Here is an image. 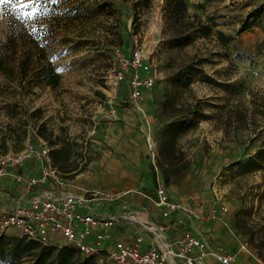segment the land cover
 Returning <instances> with one entry per match:
<instances>
[{
    "label": "rangeland",
    "instance_id": "374dc122",
    "mask_svg": "<svg viewBox=\"0 0 264 264\" xmlns=\"http://www.w3.org/2000/svg\"><path fill=\"white\" fill-rule=\"evenodd\" d=\"M187 4L191 15L214 27L210 38H195L181 49L172 47L163 0H28L27 8L0 6V37L24 21L42 41L44 28L56 26L47 56L61 76L55 88L34 77H0V155L31 145H46L51 151L71 147L70 165L83 168L75 186L114 193L131 190L147 201L146 208L159 221L154 205L159 186L192 209L194 218L206 220L210 210L227 208L225 215L211 217L206 224L223 226L214 234L218 237L231 233L237 243L232 251L245 255L243 264H262L247 232L252 222L261 227L264 207L257 208L251 189L259 186L253 193H261L264 171L239 176L229 166L261 146L251 139L264 128V15L258 26L248 29L243 21L264 0ZM218 32L234 41L221 43ZM136 39L157 73L156 87L139 104L128 99L126 85L117 91L111 86L115 49L129 54ZM186 71L192 72L183 80L188 85L179 86L177 76ZM168 97L181 107L176 114L162 111ZM237 105L248 114L243 131L236 129L231 113ZM196 107L204 118L180 135L172 156L165 151L171 136L163 130ZM8 234L20 236L14 230ZM95 264L111 263L97 256Z\"/></svg>",
    "mask_w": 264,
    "mask_h": 264
},
{
    "label": "built area",
    "instance_id": "2783aa9c",
    "mask_svg": "<svg viewBox=\"0 0 264 264\" xmlns=\"http://www.w3.org/2000/svg\"><path fill=\"white\" fill-rule=\"evenodd\" d=\"M114 60L111 78L114 91L126 85L128 99L135 104L143 102L147 93L156 87L157 73L144 54L142 44L134 40L129 54L115 49ZM109 103L115 105L114 97H110ZM0 181L26 190V196L24 192L18 196L15 208L0 209V236L14 230L44 246H72L84 258L103 256L111 264H198L208 257L219 264L238 261V254L224 246L210 248L187 230L166 249L145 247L143 237L131 244L114 240L105 247V242L117 232L120 220L133 218V215L118 217L115 214L122 195L101 190H88L82 195L69 193L64 189L66 183L59 170L52 166L46 145H31L20 152L0 155ZM47 184L53 185L52 192H40ZM156 198L155 204L165 219L178 213L194 215L192 209L173 200L164 187L156 189ZM227 211V208L213 211L212 218L225 215ZM178 223L183 226L185 220L179 219Z\"/></svg>",
    "mask_w": 264,
    "mask_h": 264
},
{
    "label": "trees",
    "instance_id": "16d2710c",
    "mask_svg": "<svg viewBox=\"0 0 264 264\" xmlns=\"http://www.w3.org/2000/svg\"><path fill=\"white\" fill-rule=\"evenodd\" d=\"M188 0H163L162 14L164 23L171 33L172 47L181 49L189 45L195 38H210L213 27L207 25L200 16L191 15L188 10ZM109 3H115V0H109ZM56 8V5L54 6ZM52 11V10H51ZM264 15V5L252 9L243 21V28L248 29L258 26ZM24 24V21L13 29L8 28L4 37H0V77L9 81L20 78L25 81L29 78H36L47 87H58L61 82V76L54 66L49 62L47 49L49 38L54 36L56 26L44 28L45 39L38 40ZM48 34V35H46ZM218 38L223 44H230L234 41L232 36H226L222 32L217 33ZM34 36V37H33ZM200 62L196 66H200ZM188 68L194 71V65ZM179 73V86L188 85L185 82L192 72ZM262 113H264V97L261 102ZM245 107L237 105L232 108V116L237 124L236 129L243 131L247 121L248 114ZM181 107H177L168 97L163 105L164 113L176 114ZM204 118L203 113L198 107L191 108L182 117L172 120L163 130V134L171 136L169 143L165 146V151L174 156L177 140L181 134L193 127L200 119ZM46 141L51 142V137L46 136L44 132L39 133ZM251 141H260L261 146L254 155L245 160L234 162L229 169L239 176L249 175L264 171V128L257 133ZM52 143V142H51ZM52 146L55 144L52 143ZM71 147L61 148L51 151L50 158L52 166L63 173L79 174L83 168L71 164ZM72 175V174H71ZM69 175V176H71ZM259 186L251 189L254 197H257L258 209L264 207V186L259 195H254V190ZM254 201V200H253ZM255 206L250 209L249 216ZM262 222L257 229V224L252 222V226L247 232L250 244L257 250L260 260L264 263V215L260 219ZM97 256L83 257L79 251L72 246H44L41 243L30 240L23 236H10L4 234L0 236V264H95Z\"/></svg>",
    "mask_w": 264,
    "mask_h": 264
},
{
    "label": "crops",
    "instance_id": "0c3cea01",
    "mask_svg": "<svg viewBox=\"0 0 264 264\" xmlns=\"http://www.w3.org/2000/svg\"><path fill=\"white\" fill-rule=\"evenodd\" d=\"M51 161V158H50ZM52 163V161H51ZM60 174L62 175L63 179L65 180V187L64 189L69 193L82 195L86 193L88 190H84L79 184L76 186L73 182L77 181L79 174L72 173H63L59 170ZM72 174V175H71ZM71 175V176H69ZM72 176H75L72 178ZM77 183V182H76ZM53 185L47 184L40 192H52ZM89 190H99V189H89ZM110 194H121L122 200L115 208V214L118 217L123 216L124 214L131 216V219H124L120 220V223L117 226V232L113 234L110 240L105 242V247H108L114 240H121L126 244H131L135 242V239L138 237H143V242L145 247L157 246L161 249H166L168 247H172L175 242L181 238L182 233L184 230L190 231L194 236L201 238L204 240L210 248H215L217 246H224L231 252L236 246V242L231 235L230 232H226L225 235L218 237L214 235L222 229L223 226L220 225L219 222L213 223L214 226L210 224H206L205 221H210L212 217V212L209 211L207 215V219H199L194 218L193 216H189L186 214H175L171 217V219H165L162 217L161 209L156 205L157 210L160 212V221L156 219L154 212H149L150 208H146L147 201L141 197H134L131 193L132 191H122V192H109L106 190H101ZM24 192V196H26L25 187L22 186L18 187L13 185L11 182H3L0 181V209L11 210L15 208L17 203L18 196ZM149 204V202H148ZM155 208V207H153ZM205 212V211H202ZM179 219L185 220V224L182 226L178 223ZM200 220V221H199ZM203 224L206 227H203ZM213 231V232H211ZM215 240H222L227 243V245H222ZM62 243V239H59ZM234 253V252H233ZM245 255L240 253L238 254V261L235 264H243V259ZM198 264H219L218 262L214 261L212 258L208 257L199 262ZM264 264V263H262Z\"/></svg>",
    "mask_w": 264,
    "mask_h": 264
},
{
    "label": "snow or ice",
    "instance_id": "6c2138e0",
    "mask_svg": "<svg viewBox=\"0 0 264 264\" xmlns=\"http://www.w3.org/2000/svg\"><path fill=\"white\" fill-rule=\"evenodd\" d=\"M8 5H13V7L20 6V7H28V0H0V6H8ZM25 16H29L30 13L25 12Z\"/></svg>",
    "mask_w": 264,
    "mask_h": 264
}]
</instances>
